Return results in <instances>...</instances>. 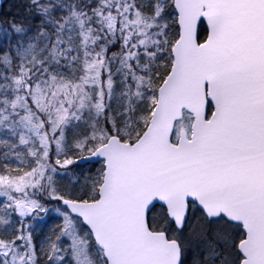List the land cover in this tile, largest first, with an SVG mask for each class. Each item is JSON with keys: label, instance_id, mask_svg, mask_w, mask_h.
<instances>
[{"label": "snow or ice", "instance_id": "1", "mask_svg": "<svg viewBox=\"0 0 264 264\" xmlns=\"http://www.w3.org/2000/svg\"><path fill=\"white\" fill-rule=\"evenodd\" d=\"M0 264H264V0H0Z\"/></svg>", "mask_w": 264, "mask_h": 264}]
</instances>
